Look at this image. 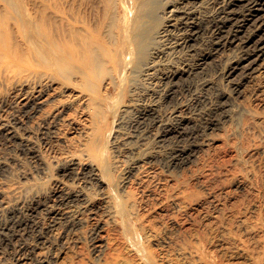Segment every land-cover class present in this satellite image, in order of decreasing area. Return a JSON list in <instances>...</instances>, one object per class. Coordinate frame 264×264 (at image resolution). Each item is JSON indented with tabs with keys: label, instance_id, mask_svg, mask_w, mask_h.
I'll use <instances>...</instances> for the list:
<instances>
[{
	"label": "bare ground",
	"instance_id": "6f19581e",
	"mask_svg": "<svg viewBox=\"0 0 264 264\" xmlns=\"http://www.w3.org/2000/svg\"><path fill=\"white\" fill-rule=\"evenodd\" d=\"M4 1L15 8H0V107L15 100L13 109L22 117L12 112L15 116L8 125L0 115V131L20 140L29 155L41 156L46 170L50 165L57 167L63 181L50 192L54 207L59 206L52 225L44 222L41 226L30 218L0 230V264L7 263L4 247L13 246L14 241L19 243V249L15 245L17 264H241L227 262L213 248V239L205 229L164 237L158 219L167 213L150 214L158 205L155 200L162 196L172 199L177 209L168 220L174 223L184 211L201 205V199L189 182L175 178L159 182V190H152L157 169L146 167L152 161L140 164L143 153L128 155L130 147H137L157 128V143L172 145L165 154L167 166L183 167L220 126L219 120L228 117V94L219 92L209 101L205 96L197 98L196 110L192 109L199 116L195 121L178 115L174 122H164L158 108L162 102L170 105L175 100L177 80L187 71L163 75L159 78L165 85L163 94L146 90L152 103L142 105L124 136L127 109L114 107L110 96L112 89L119 95L128 90L125 83L132 80L134 70L136 74L145 72L143 76L154 81L165 47L189 50L202 36L208 45L204 57L236 47L226 78L238 77L233 78L238 98L244 82L256 67L264 65V0H215L216 12L202 21L181 7V1L167 8L166 17L160 16L157 0ZM52 3L59 4L57 9H50ZM172 31H177L178 37L170 48L165 42ZM194 70L191 68L189 75ZM136 95L141 97L139 92ZM252 104L237 102L235 127L223 141L236 153L234 177L246 181L254 180V166L244 155L264 142V111ZM201 105H209L208 112H199ZM38 138L43 145L37 143ZM43 148L50 153L45 154ZM3 202L9 204L4 198ZM237 215L241 224L254 230V220L240 217L241 210ZM238 228L223 229L226 246H231L237 257L261 264L264 237L260 246H254ZM25 237L31 238V243ZM151 240L157 241L158 249L150 247Z\"/></svg>",
	"mask_w": 264,
	"mask_h": 264
},
{
	"label": "rangeland",
	"instance_id": "374dc122",
	"mask_svg": "<svg viewBox=\"0 0 264 264\" xmlns=\"http://www.w3.org/2000/svg\"><path fill=\"white\" fill-rule=\"evenodd\" d=\"M157 1L160 3L162 2V4L159 3L161 9H157L160 13V16L162 17H166L164 13L167 11V8L170 5H176V3H180V1L182 3V0ZM6 2L4 0H0L1 9H12L14 7L13 6L11 8L10 4ZM186 2L187 3H183V5L180 3V6L185 7L186 11H191L192 14L190 15H195L194 17L200 21L211 17L218 8V4L215 0H196V3L193 2V0H186ZM56 4L57 3H52V7L50 9H57V6H59V4ZM2 5L5 7H3ZM208 12L209 14H207ZM177 35V31H172L169 37L170 40L168 39V42L166 41L165 44H168V46H170L171 48L172 45L170 44L175 42L178 37ZM204 40L201 36L198 41L194 43V47L189 50H182L181 48L167 49L168 47H165L164 51H162L161 54L162 59H158V62L160 63H158V69L156 68L157 72L154 76V81L148 80L145 75L143 76V73L145 74V72H137V75L134 70L130 74L133 81L129 80L125 83V85L128 87V90L126 89L123 94L119 95V92L117 90L112 89L110 101L114 103V107L121 106V108L127 109L124 117L125 124L122 129V135L124 136L128 132V127L131 121H133L139 114L142 105L149 106V104L152 103V98L148 96V92H146V90H160L159 93L161 95L163 94L165 85H163V82L161 83V80L159 81V78H161L163 75H168L177 70L183 71L184 73L185 71H187L183 77L179 78V81L177 80L178 92L176 94L175 100L170 102V105L169 103L162 102V105H160V107L158 108V111L160 110L159 113L162 120L166 119L164 120V122H174L179 116H187V118H193L192 120L195 121L199 119V116L194 115L192 109L196 110V108H194V105L197 98L205 96V98L209 101L210 98H215V96L219 92L228 94V97L226 95V98H229L230 100L228 101L229 106L227 108L228 117L221 118L219 120V122L221 123L220 126L216 128L213 133L204 140L205 143L202 144L200 151L197 152L194 157H192L190 161L183 167L170 169L167 166L165 161V154H167L169 148L171 149L172 145L167 142L164 144L157 143V134H159V129L157 128L149 133V135H145V141L142 140L140 142L142 146L140 144H138V146L135 145L138 147H135L136 149H133L134 146L130 147L128 151L130 153L128 155L136 151L134 152V154H136L135 156L142 153L144 154V156H142L141 158L139 157L140 164H142L141 162L145 160L152 161L150 164L146 165V167L148 166L154 168L152 170L157 169V174L154 178H152L151 182V189L153 188L152 190H159V182L163 183L166 179L173 180L175 178V180H185L189 182L191 189L194 190L201 199V205L194 206L195 209H187L179 216L178 222L174 223H171V221L168 220V216L175 214L177 209L172 199L168 200L163 198L162 196L155 200L158 205L154 209H151L150 214L152 216H156L163 212L167 213L166 216L158 219L159 224L162 226L164 237L172 234H177L179 233V231H182V233L184 234L186 231L188 235L195 233L198 229H205V231L207 230V233H209L211 235V238L213 239V248L216 249V251H218V253L223 256L227 262L251 264L250 260H247L241 256L237 257L234 249H230L231 246H229L228 244L226 246V243L223 241L225 238L223 229L225 227L228 228L231 225L237 229L239 226L238 229H240L245 238H248L254 244V246H260L259 242L264 237V142H259V146L257 148H254V150L252 151L253 154L249 153L244 155V157L246 159L248 158L251 164H253L254 166V180L246 181L241 176L234 177L235 167L237 164L236 153L230 147H225L223 141L226 138V135L232 134L235 127L234 115L237 102H245L250 104L253 103L254 105L252 104V106H254L256 109L264 111V107H262L261 105L264 103V65L263 67H256L251 76L244 82L243 85L245 86L242 85L243 87L241 88V90L243 92L241 91L240 96L238 98H235V91L233 90L235 86L233 85V83L237 82L236 80L238 79V77L236 76V78L235 76H233L229 78L227 76L226 78V72L233 64L232 60H234V57L237 53L236 47H226L227 49H220L221 52L224 51L222 53L218 50L219 52L214 51L211 55L204 57L203 54H205L208 49V47H206L208 45ZM202 42L204 43L202 44ZM183 52L185 54H183ZM170 55H172V57H170ZM191 68L195 69L194 72L196 71L192 76L189 75ZM233 78L236 80H234ZM189 84H191L192 86ZM160 86L162 87V89ZM186 89L188 91H186ZM137 92L140 93L141 97H138L136 95ZM178 93L181 94L179 95ZM176 99H180V101L177 102ZM236 99L238 100L236 101ZM260 100L262 103L260 102ZM13 103H15V100L13 101L9 99L4 106L0 107V115L4 116L3 118L5 120L7 119V124L9 123L8 125L12 123V115L17 114L16 116L18 118L22 117V115L17 112V109L14 110L16 108V103ZM201 106L203 107L199 109V112H208L209 105H206V107H204V105ZM197 113L198 111H196V114ZM2 132L3 131H0V230L2 231V229H4L5 227L10 226L12 222L22 223L30 218H32L33 220L35 219L36 222L40 221L39 224L41 226L44 224V222V225L47 224L50 226V221H52V217L55 216L54 212H56V210L58 212L59 210L57 208L59 206L56 205L54 207V204L51 202L52 198H49L50 192H54L55 189L59 186V183L63 181V178L60 176L59 171H57L58 168L50 165L46 170L45 168L47 166H45L44 162L41 161V156L37 157L35 154H30L31 157H29L30 155L22 150L20 140H13V138H9L5 133ZM37 143L39 145H43V141L40 138H38ZM43 149L42 151H44L45 154L50 153L48 151H45L47 150L46 148ZM44 152L42 154H44ZM32 155H34L35 157H32ZM64 181L72 182V179L65 178ZM107 183L109 185L108 181ZM3 198L7 200L9 204L3 202ZM237 210H241L243 212L242 216L239 215L240 217L254 220V230L247 228L245 227V225L241 224V220L237 215ZM48 214L49 216H47ZM215 216L219 218L218 221L221 220V223H219L217 219H214ZM13 219H15V222ZM19 220H21V222ZM60 225L64 226V222ZM57 228H59V231L62 227H56V230ZM88 237V240H90V234ZM24 239L31 243V238L25 237ZM13 243H15L13 244V246H2L7 253L6 260H4V263L7 262L6 264H17L16 258L19 256V253L17 254L16 252L19 249V243L16 244V241H14ZM90 244H92V241L89 243V245ZM149 244L150 247L158 249L157 241L151 240ZM15 245L18 247V249ZM23 254L24 253L22 252L20 253V255ZM261 264H264V259Z\"/></svg>",
	"mask_w": 264,
	"mask_h": 264
}]
</instances>
